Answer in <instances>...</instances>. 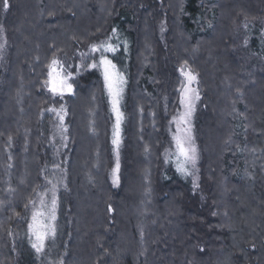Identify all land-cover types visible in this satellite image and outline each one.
<instances>
[{
  "label": "trees",
  "instance_id": "16d2710c",
  "mask_svg": "<svg viewBox=\"0 0 264 264\" xmlns=\"http://www.w3.org/2000/svg\"><path fill=\"white\" fill-rule=\"evenodd\" d=\"M247 18L237 43L248 57L243 76L229 34ZM0 29V264H264V0H9L7 9L0 0ZM143 40L155 45L147 44L149 55ZM104 41L116 46L104 55L127 81L120 129L127 174L118 187L109 179L116 118L101 52L91 51ZM53 59L75 76L72 96L47 92ZM185 65L204 102L193 119L196 187L177 171L173 152L164 158L178 110L174 77ZM90 88L93 109L77 137L74 109ZM53 106L67 109V133ZM139 150L152 160L142 177ZM53 185L57 237L37 253L29 224L41 199L50 205Z\"/></svg>",
  "mask_w": 264,
  "mask_h": 264
},
{
  "label": "snow or ice",
  "instance_id": "6c2138e0",
  "mask_svg": "<svg viewBox=\"0 0 264 264\" xmlns=\"http://www.w3.org/2000/svg\"><path fill=\"white\" fill-rule=\"evenodd\" d=\"M9 7V0H3V8ZM2 32V29H0ZM2 47V45H0ZM91 51L101 52L99 67L102 69L105 89L110 97V103L112 105L113 112L116 114V125L113 133V144L118 146L119 144V126L122 117V113L119 109L121 93L123 91V84L126 83L123 74L117 69L116 64L112 60L108 59L104 53L115 52L116 46L108 41L101 42L99 45L93 44ZM59 61L53 59L49 65V81L47 85L49 91L54 95H60L61 97L65 92L72 93L73 85L69 83L72 79L71 72L64 70L62 67H57ZM98 65L93 63L91 67L96 68ZM180 75L184 78L180 89V104L184 111L174 118V122L177 124V133L180 135L174 136L176 149H177V171L183 176H193V187H196L195 179V166L198 160V152L195 147V142L191 133V118L195 112L196 102L200 100V94L198 90L192 87L193 84L198 83L197 76L186 65L180 69ZM49 111L56 112L59 117L61 125L64 120V109L57 111L56 109H49ZM181 125L183 127H181ZM62 132L67 131L62 127ZM119 169V163L117 162L116 169L113 172V184H118L119 177L116 175ZM49 183H53L49 181ZM52 197L50 205L41 199L40 209L33 212L32 223L29 224V232L34 239L30 240L31 246L37 253H40L45 248V242L49 238H53L56 235V208L57 200L55 194V185L51 190ZM111 210V209H109Z\"/></svg>",
  "mask_w": 264,
  "mask_h": 264
},
{
  "label": "rangeland",
  "instance_id": "374dc122",
  "mask_svg": "<svg viewBox=\"0 0 264 264\" xmlns=\"http://www.w3.org/2000/svg\"><path fill=\"white\" fill-rule=\"evenodd\" d=\"M15 1H17V0H15ZM85 14L86 13H84L83 15L85 16ZM25 16H23V18H24ZM240 17V16H239ZM85 18H86V16H85ZM222 20L223 21H227V20H230V15L228 14V13H224L223 14V16H222ZM240 18H242V17H240ZM145 19H146V21L148 22V21H150L151 20V15L148 13V14H146V16H145ZM236 24H235V27L233 28V31L231 30V34H229V37H230V40H231V42H233L232 43V46H231V50H232V52L234 53L235 52V54H236V56L238 57V60L239 61H241V62H243V65L241 64V67H240V73L241 74H243V76H244V74H246V73H248V57L247 56H245L243 53H241L240 51H239V47H240V45L238 46L237 45V43H238V40L241 38L240 36H241V33L243 34V33H245V31L246 30H248L247 28H248V18L247 19H243L242 21H240L239 23L237 22V21H234ZM238 23V24H237ZM145 26V25H144ZM77 27V26H76ZM21 28V27H20ZM20 28H18L16 31H17V36H16V38H15V41H14V45H19V43L21 42V29ZM82 28V27H81ZM91 28V26L89 25V24H87V26L85 25V27H84V29H82V31L80 32L81 33V36L84 38H86V32H88V30ZM145 31H150L148 28H147V30H146V28H144L143 29V33L145 32ZM77 30L75 31V32H73V36H76L77 34ZM20 35V36H19ZM80 36V37H81ZM19 40H18V39ZM17 39V40H16ZM244 40H245V38H244ZM59 42V41H58ZM150 42V41H149ZM18 43V44H17ZM147 44L148 45H152V46H155V45H153L152 43H147V41L146 40H143V46H144V50L146 49L147 50V55H149V50L147 49ZM215 52H217V51H215ZM14 55H15V53H14ZM16 56H17V52H16ZM209 59V58H208ZM144 60V59H143ZM225 60L226 59H223L222 61H221V63L223 64L224 62H225ZM222 64H219L218 65V67H220ZM141 66L142 67H144L145 66V64H144V62H142V64H141ZM223 66H224V64H223ZM57 67H62L64 70H67L68 72H71L70 71V69L69 68H67L66 66H65V64H63L62 62H60L59 61V65H57ZM211 69L213 70L214 69V67H213V65H212V62H211ZM181 68V66H179V68L176 70V76L174 77L178 82H179V84L175 87V90H176V92L178 93V96H179V98L177 99V105H178V110L176 111V113L175 114H173V123H172V126H171V129H170V133H169V135H170V141H171V145L169 146V147H167L166 149H165V151H164V158H166V156H167V158L169 157L168 155H171L172 154V152H173V154L175 155V160H176V163H177V149H176V144H175V140H174V136H177V135H180V133H177V124L174 122V118L175 117H178L183 111H184V109L182 108V106H181V104H180V89H181V86H182V81L184 80V78L180 75V71H179V69ZM117 69L120 71V68H118L117 67ZM193 72V71H192ZM194 73V72H193ZM230 73V72H229ZM19 74H21L20 72H19ZM71 74H72V72H71ZM195 74V73H194ZM16 76H17V74L16 75H14V77L12 76L11 77V79H10V82L11 83H13L14 81H15V79H16ZM197 76V75H196ZM142 77V76H141ZM141 77H140V79H141ZM143 78V77H142ZM74 79H75V76L74 75H72V79H70L69 80V83H71L72 85H73V90H72V93H68V92H65L64 93V95L62 96V98L63 97H65L66 95L67 96H72L73 94H74V92H75V88H76V86H75V82H74ZM125 79V78H124ZM48 81H49V75H48ZM47 81V82H48ZM126 81V80H125ZM153 81H154V79H153ZM197 81H198V83H196V84H193L192 85V87H194V88H196L197 90H198V92H199V94H200V100L199 101H197L196 102V106H195V112L193 113V115H192V118H191V133H192V137H193V140L195 141V131H194V128H193V119H194V117L196 116V113L198 112V109L199 110H203V95H202V92H201V88H200V84H199V78H198V76H197ZM225 82V79H223L220 83H219V88L220 89H222V87H223V84L222 83H224ZM140 81H139V79H137V83H139ZM162 83L161 81H159L157 78H156V83ZM126 83H127V81H126ZM126 83H124L123 84V91H122V93H121V98H120V104H119V109H120V112L122 113V117H121V121H120V126H119V137H118V139H119V144H118V146H116V145H114L113 144V146H114V161H113V166H112V170L109 172V179H110V182H111V184H113V172H114V169H116V166H117V162L119 163V169H118V172L116 173V175H118V177H119V181H118V184H116V185H114L115 187H118L120 184H121V182H122V180L123 179H125V177H126V170H125V165H124V162H123V157H122V139H121V134H120V129H121V124L123 123V100H124V96H125V94H126ZM206 85H207V88L210 90H212V85H213V79H209V77H206ZM46 88H47V92L48 93H50L52 96H54V97H61L60 95H54L51 91H49V87H48V85L46 86ZM167 87H165V88H163L162 87V91L164 92V94L166 93V91L168 92V88L166 89ZM220 91H222V90H220ZM87 93V94H86ZM85 94V97L84 98H82V100L81 101H79V103H78V107H75V112H76V114L79 112L80 113V117H81V119H79V122H77V127H76V130L74 129V132H75V136H77V137H80V133L82 132H85L86 131V127H87V123H88V116H89V114H90V111H91V109H93V102H94V100H93V97H94V95H95V91H94V89H89L87 92H86ZM156 93V92H155ZM155 95V99H154V101L155 102H157V99H156V96H157V94H154ZM160 95V94H159ZM217 95V93L215 94V96ZM107 96H108V101H109V106H110V109H111V111L113 112V109H112V105H111V103H110V97H109V95H108V92H107ZM136 96V95H135ZM152 96V99H153V94L151 95ZM151 96H147L149 99H150V97ZM160 97L163 99V98H165L166 96H164V95H160ZM7 99H9V97H7ZM6 99V100H7ZM151 100V99H150ZM8 101V100H7ZM10 101V100H9ZM11 101H12V99H11ZM152 101V100H151ZM156 104V103H155ZM220 106L218 107V113L217 114H219V116L220 117H222L223 115H225V114H227L226 112H227V109H228V103H227V101H225L224 102V105L222 106L221 104H219ZM140 105H138L137 107H139ZM147 107H148V104L146 105ZM151 106V105H150ZM90 107V109H88ZM50 109H56L57 111H59L60 109L58 108H55L54 106L53 107H51ZM63 109H64V113H63V115H64V120H63V125H61L63 128H66L67 129V131L69 130L68 128H69V126H67V120H68V115H69V113H68V111H67V109L66 108H64L63 107ZM49 113L51 114V115H54V117L56 118V119H59V117L56 115V112H53V111H49ZM225 113V114H224ZM113 114L115 115V118H116V114L113 112ZM133 114V113H132ZM135 115H137V116H139V117H141L140 116V114L138 113V112H135ZM87 117V118H86ZM142 121L143 120H141V123H139V124H142ZM59 122H60V120H59ZM60 124H61V122H60ZM75 125V124H74ZM181 127H183L182 125H181ZM67 131H64V132H66L67 133ZM113 133H114V131H113ZM220 135L219 134H217L216 133V135H213L212 136V134H211V141H214L215 142V144L217 143V145H218V141H220ZM113 138H114V136L112 135V140H113ZM150 140V139H149ZM83 141V140H82ZM86 143V141L84 142V143H82V145H79L80 147H82V146H84V144ZM97 145V144H96ZM211 147H212V145H211ZM94 148V147H93ZM92 147H91V149H93ZM85 150H86V147H85ZM176 151V152H175ZM139 152L141 153L139 156L141 157V158H139V160L137 161L138 163H141V164H143L144 166H146V167H144L143 166V168L142 169H140V173H141V177L143 176V174H145V171H146V169H147V167L148 166H151V161L152 160H148V159H146L145 157H143V154H142V150L140 151L139 150ZM175 152V153H174ZM81 154V153H80ZM77 155H79V153L77 154ZM140 159H142V160H140ZM74 164H75V167H76V164H78V166H79V162L77 161V160H75L74 162H73ZM141 166V165H140ZM79 168V167H78ZM77 168V169H78ZM137 170H139V165H137ZM146 168V169H145ZM83 170H84V168H83ZM136 170V171H137ZM130 172V171H129ZM87 176L88 175H84V184L86 183V180L88 179L87 178ZM87 183H88V181H87ZM141 192V191H140ZM141 196V195H140ZM143 196V195H142ZM57 237V233H56V235H55V237H53V238H56ZM53 238H51V239H53Z\"/></svg>",
  "mask_w": 264,
  "mask_h": 264
}]
</instances>
